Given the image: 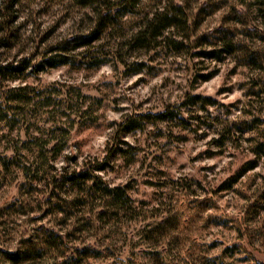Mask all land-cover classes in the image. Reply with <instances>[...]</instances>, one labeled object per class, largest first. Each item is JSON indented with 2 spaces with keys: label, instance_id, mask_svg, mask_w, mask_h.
I'll return each instance as SVG.
<instances>
[{
  "label": "rangeland",
  "instance_id": "1",
  "mask_svg": "<svg viewBox=\"0 0 264 264\" xmlns=\"http://www.w3.org/2000/svg\"><path fill=\"white\" fill-rule=\"evenodd\" d=\"M169 4L193 13L194 41L219 48L232 40L237 52L218 63L195 55L202 46L178 52L160 39L137 48L134 37L147 18ZM262 9L257 0H143L136 13L103 27L91 10L71 0H20L11 21L0 20V64L30 60L35 65L58 53L69 55L70 62L38 74L29 69L14 81L0 79V110L8 115L0 117V159L7 160V166L0 165V251H15L40 231L53 230L70 235V248L101 251L102 258L83 264H200L172 242L163 251L153 237L160 234L156 225L171 211L172 200L213 196L255 159L253 149L264 141V126L260 132L245 127L254 117L264 121ZM98 31L100 38L91 46L74 47L75 39ZM165 37L181 39L176 31ZM212 71H217L213 79L200 82V75ZM9 92L25 98L8 103L3 95ZM193 95L219 104L206 110L184 106ZM168 108L181 110L179 119L117 135L125 117ZM64 141L51 162L36 159L40 153L50 157L48 151ZM107 158L111 168L100 174L102 179L113 187L128 186L136 212L96 221L95 205L67 222L55 215L56 199H49L47 183L60 180L68 162L79 169ZM253 174L264 184V157ZM232 197L223 194L222 206L231 208ZM144 230L152 233L149 240ZM203 236L206 244L220 245L209 257L239 244L264 264V212L251 236L213 227Z\"/></svg>",
  "mask_w": 264,
  "mask_h": 264
},
{
  "label": "trees",
  "instance_id": "2",
  "mask_svg": "<svg viewBox=\"0 0 264 264\" xmlns=\"http://www.w3.org/2000/svg\"><path fill=\"white\" fill-rule=\"evenodd\" d=\"M19 1L0 0L1 23L7 25L11 21ZM71 1L82 9L91 10L97 16L100 25L104 27L111 21H117L128 14L136 13L143 0ZM257 2L264 10V0H257ZM193 26V13L182 5L169 4L152 15L151 18H147L142 29L134 37L136 47L147 49L152 42L156 43L160 39L167 41L178 52L199 48V46L203 47L202 43H199L202 40L194 41ZM172 31H176L181 39L165 37L167 33ZM100 33L101 31H98L90 37L75 39L74 47L85 48L91 46L95 41L99 40ZM236 52V43L225 39L219 48L215 46L210 48L203 47L195 55L203 60L221 63L226 56L233 55ZM65 54L51 55L35 65L30 60L0 64V79L3 81L18 80L29 69H31L29 74H38L47 69H55L70 62L69 55ZM216 74L217 71H212L207 75H200L199 80L202 83L208 82ZM3 97L8 103L17 102L25 98V96L22 97L15 92H9ZM218 104V101L211 97L193 95L184 106H201L202 109L206 110L208 107ZM180 114L181 110L168 108L158 114L127 116L119 124L117 135L124 137L140 131L146 124L174 121L179 119ZM0 117L8 119L7 109L0 110ZM263 126L264 121L260 117H254L252 121L245 123V127L249 132H260ZM65 142H59L54 145L48 151L51 154L50 157L40 153L36 159H39L42 164L51 162L62 152ZM119 152H124V150L120 148ZM253 153L255 159L246 163L235 176L224 182L213 196L199 198L189 195L172 200L171 211L156 225L158 228L156 232L160 230V234L153 237L157 242H161L164 245L163 251L166 250L167 244L172 242L173 245L175 244L178 248H181V251H190V254H193L191 258L195 262H200V264H225L224 259L233 261V263L229 264H234V262L260 264L247 255L239 244L224 248L220 255L209 257V254L217 250L220 245L216 242H212L209 245L206 244L203 236L206 229L211 227L234 228L241 237L251 236L254 223L257 222L258 217L264 212V184L257 183L258 176L253 174L259 166V159L264 157V141L260 140L256 143ZM0 165L7 166V160L5 158L0 159ZM109 168H111L109 158L103 161H96L95 163L83 164L79 169H71L68 162L67 167L64 168V174L60 177L61 179L57 181L53 177L52 182L47 183L52 189L49 199H56L53 205L55 206L54 214L61 215L67 222L78 218L79 214L84 212L83 210L95 205L96 207L91 208V215L95 217L96 221H105L112 217L120 218L122 215L134 214L136 209L133 207V201L128 193L129 187H113L102 179L100 174ZM29 170L31 172L32 169ZM32 171L37 173V169ZM218 194H222L221 197L223 194H232V207L229 209L228 207H223L221 197ZM228 213L237 214L240 217L236 219L228 215ZM144 233L147 236L146 239L148 238L149 240V235L152 233L150 231L147 232V230H144ZM69 236L66 233L61 234L53 230L40 231L38 237L24 242L17 250L0 251V264H83L89 259L102 258L101 251L90 248L80 251L79 249L70 248L68 245ZM170 239L171 241H169ZM162 252L157 253V256L162 257ZM240 254H244L243 256L245 257L236 260V256Z\"/></svg>",
  "mask_w": 264,
  "mask_h": 264
}]
</instances>
